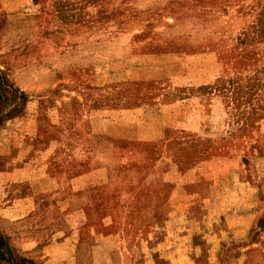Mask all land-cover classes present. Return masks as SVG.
Returning a JSON list of instances; mask_svg holds the SVG:
<instances>
[{
    "label": "rangeland",
    "instance_id": "1",
    "mask_svg": "<svg viewBox=\"0 0 264 264\" xmlns=\"http://www.w3.org/2000/svg\"><path fill=\"white\" fill-rule=\"evenodd\" d=\"M0 25H48L73 87L31 98L0 67V170L29 168L0 213L38 243L0 229V264H264V0H0Z\"/></svg>",
    "mask_w": 264,
    "mask_h": 264
},
{
    "label": "crops",
    "instance_id": "2",
    "mask_svg": "<svg viewBox=\"0 0 264 264\" xmlns=\"http://www.w3.org/2000/svg\"><path fill=\"white\" fill-rule=\"evenodd\" d=\"M34 16L28 15L26 18L31 19ZM48 27V25H19V27L15 30L21 31L22 34L25 32V36L19 38L17 42L12 40L9 42L7 39L10 37H7V34L12 32V25H0V67L6 72L8 71L10 76L18 81L17 83L20 89L23 90L29 97L31 96V98L36 97L42 99V96L63 93L64 90L69 92V90L73 88L59 87L60 73L55 69H52V66L47 61V58H49L50 54L44 53V46L45 44L52 45V41H50L51 39L46 40L43 33H45V30H47ZM14 28H16V26H14ZM69 104H71L73 110L79 109V107L83 109L85 106V104H82L77 99L69 100ZM44 124H46L48 127H56L58 125L56 122L51 123L49 119L45 120ZM3 142H7V139L3 138L0 143L3 144ZM3 153L5 155L6 153L8 154L6 150H3ZM17 158H24L20 150L18 151ZM26 165L23 167H18L12 164V162L5 163L3 169L0 170V194L5 186L18 180L15 179L16 176H18L19 180L22 181L23 176L29 174V168L25 167ZM92 183L91 175H89L88 172H84L78 178H74L70 181L71 190L73 193H76L78 190L87 188L89 191H91L92 195V188H90ZM95 192V196H97V191ZM99 198H101L100 204L104 205V195L101 194ZM92 199V204L95 205L96 201L94 198ZM131 200L133 199L130 198L124 202L128 204V202ZM9 211L10 209L8 207L6 210L4 208L2 209V213H0V229L8 234L11 248L16 254L23 255L25 253H31L34 248L38 247V243L34 240L32 241L28 239L24 241L25 238L23 235L25 233L22 232L24 227H21V223L18 221H22L25 215L10 213ZM83 216L85 223L87 218L86 215ZM76 218L77 217L75 213H69L65 219L69 224V222L75 221ZM69 219L71 221H69ZM76 225L77 224L72 225L71 228H74ZM246 232L247 231L244 230L243 232H240L238 229L229 231L231 234L230 236L234 238L240 237L241 235L246 234ZM75 234L76 233L73 232V235ZM90 236L95 239L100 237L101 239L105 238L96 231H92ZM118 236L119 234L113 236L111 235V237L116 238ZM60 243L61 242H59V244ZM47 247L48 246H43V251H47L45 249ZM92 247L93 246L89 245V250H87V252L93 254Z\"/></svg>",
    "mask_w": 264,
    "mask_h": 264
},
{
    "label": "trees",
    "instance_id": "3",
    "mask_svg": "<svg viewBox=\"0 0 264 264\" xmlns=\"http://www.w3.org/2000/svg\"><path fill=\"white\" fill-rule=\"evenodd\" d=\"M115 204H117V202ZM0 242H1V244L4 242L3 238H0ZM8 246H9V249L11 250V252L13 253L14 251L12 250L10 245H8ZM11 258H12L11 261L10 260H7V261L12 263L13 256H11ZM22 262L25 263V264H35V263H33L32 261H30L29 259H26V258H23ZM13 263H14V261H13Z\"/></svg>",
    "mask_w": 264,
    "mask_h": 264
}]
</instances>
